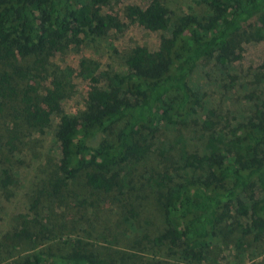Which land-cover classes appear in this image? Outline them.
I'll return each mask as SVG.
<instances>
[{
    "label": "trees",
    "instance_id": "trees-1",
    "mask_svg": "<svg viewBox=\"0 0 264 264\" xmlns=\"http://www.w3.org/2000/svg\"><path fill=\"white\" fill-rule=\"evenodd\" d=\"M115 1L0 0V196L8 198L22 154L35 150L36 134L58 116V157L38 166L43 175L28 211L0 232V264H222L224 249L226 264H264V70L242 120L225 129L206 116L200 150L185 133L203 107L198 66L212 57L222 68L237 60L247 23L264 16V0H187L182 11L166 0L130 4L127 16L159 31V45L118 54L122 71L82 59L90 84L83 107L68 116L61 103L75 89L73 71L52 58L121 31L124 22L105 10ZM254 36L264 39V27ZM29 58L30 65L22 62ZM171 128L167 145L162 136ZM152 154L160 170L148 167ZM146 188L162 216L156 234L139 225L135 209ZM99 201L120 214L100 230L82 218ZM57 203L80 216L64 217Z\"/></svg>",
    "mask_w": 264,
    "mask_h": 264
},
{
    "label": "rangeland",
    "instance_id": "rangeland-1",
    "mask_svg": "<svg viewBox=\"0 0 264 264\" xmlns=\"http://www.w3.org/2000/svg\"><path fill=\"white\" fill-rule=\"evenodd\" d=\"M166 1L173 11H182L188 3L187 0ZM146 3L147 0H116L110 6H107L105 10L117 14L124 22L125 27L121 31L112 30L106 38L100 39L97 43H84L77 47H70L63 54L53 56L52 62L56 63L61 70L69 68L73 71L72 81L75 84V89L62 101V113L74 116L83 107V99L86 96L90 79L82 75L84 72L80 65L82 59L99 62L100 68L103 70L110 69L113 66L122 71L125 69L120 64L118 54L124 53L134 45H144L150 50L157 48L161 33L143 28L127 16L126 9L130 4L145 5ZM257 26L264 27V16H256L247 23L244 36L248 35L249 37L242 38L243 42L240 50H238L239 57L228 68L219 67L215 60L216 57H212L201 62L194 73V83L200 87L199 89L204 93V97L203 107L193 116V121L185 130L186 143L189 147L199 150L202 148V142L206 140L209 134L208 130L202 128L201 123V120L206 116L214 120L216 127L224 126L227 129V125L242 120L252 102L256 100L259 85L258 73L264 70L262 67L264 66V39L253 37ZM31 60L32 58H29L26 61L22 60V62L30 65ZM23 85L24 83L20 84V87ZM20 98L24 103L27 102L26 98L22 97V93L19 94ZM37 105L42 106L39 101H37ZM57 122L58 116L55 114L52 127L43 135L36 134L34 139L37 142L35 150L24 151L22 154L23 159L19 169L20 177L17 185L10 188L11 190L7 193L8 198L0 196V232L9 228L18 214L28 211L30 190L43 175L36 170L38 166L43 164L47 158H50L51 162H56L58 151L53 142V135ZM174 132L172 128L171 131L166 130L162 136L165 144H173ZM157 145H161L160 141ZM154 158L158 159L159 156L152 154L151 161L147 162L148 167L153 164L156 169H159ZM139 166L145 167L143 164ZM40 168H43V166H40ZM146 189L148 197L143 198L140 194L134 198L138 204L135 209L138 213L139 225L151 234H156L163 228L162 216L156 202L155 193L150 191L149 188ZM99 203L101 207L98 206L95 211L92 207L83 208L84 216L82 218H89V220L94 221L96 223L94 227L100 230L104 225H113L114 221L120 218V214L114 204V206H111L105 204V202L99 201ZM59 206L60 203H57L55 211L60 212L66 218L75 215L80 216V212L76 213L75 209L66 208L65 205H61L60 208ZM107 221L110 222L106 223ZM84 224L85 222L81 220V226ZM85 227H87V223ZM218 249L220 250V247ZM229 251V249H224L220 252L218 259L221 260L222 264H226L230 260V257H228ZM262 251V254H264L263 248Z\"/></svg>",
    "mask_w": 264,
    "mask_h": 264
}]
</instances>
